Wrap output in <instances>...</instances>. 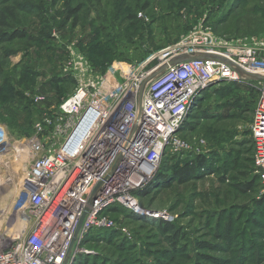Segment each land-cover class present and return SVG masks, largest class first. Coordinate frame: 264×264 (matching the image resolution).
I'll return each instance as SVG.
<instances>
[{
	"label": "rangeland",
	"instance_id": "rangeland-1",
	"mask_svg": "<svg viewBox=\"0 0 264 264\" xmlns=\"http://www.w3.org/2000/svg\"><path fill=\"white\" fill-rule=\"evenodd\" d=\"M199 26L226 42L264 41V0H0V248L28 208L26 143L75 90L73 56L104 73L114 63H143ZM232 84L226 96L211 88L198 117L186 120L185 159H206L200 176L139 199L146 210L169 212L178 238L122 215L115 220L125 231L88 245L86 264H264V193L250 134L258 92L239 81L220 86ZM248 183L251 190L239 189Z\"/></svg>",
	"mask_w": 264,
	"mask_h": 264
},
{
	"label": "built area",
	"instance_id": "built-area-1",
	"mask_svg": "<svg viewBox=\"0 0 264 264\" xmlns=\"http://www.w3.org/2000/svg\"><path fill=\"white\" fill-rule=\"evenodd\" d=\"M68 70L75 90L26 143L28 208L10 246H1L0 264H74L90 256L89 237L121 229L112 208L171 223L169 212L142 208L136 193L166 158L185 159L192 146L182 127L205 91L225 82L258 92L250 134L264 193V41L226 42L199 26L143 63H114L99 73L78 55ZM44 127L53 128L49 136H41ZM5 141L0 126V149Z\"/></svg>",
	"mask_w": 264,
	"mask_h": 264
},
{
	"label": "trees",
	"instance_id": "trees-1",
	"mask_svg": "<svg viewBox=\"0 0 264 264\" xmlns=\"http://www.w3.org/2000/svg\"><path fill=\"white\" fill-rule=\"evenodd\" d=\"M15 37H22L23 38V37H25V34L23 32H17ZM99 73H103V72H99ZM214 87H212V88H214ZM217 87H218V89H216V90L218 91V94L223 95V96L231 94L232 90L234 89L233 84L230 86H228V85L220 86L219 85ZM209 90L205 91L202 98L199 99V101L197 102V104L195 106L196 108L194 110H192V112L190 113V115H189L190 117H193V118L198 117V115H199L198 111L200 109H202V105H203L204 101L206 100V98H209ZM255 108H256V105H255ZM254 111H255V109H254ZM186 127H187V121L185 122L184 126L182 127L181 136L184 133V130L186 129ZM206 166H208L206 159L201 155L197 156V158H194L190 161H188L187 159H184L182 161L181 160H174V159L168 157L163 162L161 171L158 174V176L156 177V179L152 182V184H150L144 190L138 191L136 193V196L138 197V199L141 200L142 198L149 195L153 189H156L155 191H157L163 187L169 188L174 183L183 182V181L189 180L191 178H194L196 176H200L199 175L200 170H202ZM239 189H241L243 191L251 190L252 189V183H248V184L239 186ZM108 213L114 219L115 218L118 219L122 215H125V217H130L132 219L136 218V219L143 220V221H149L153 225L158 226L162 230L166 231V233L173 232L174 236L171 239H174V238L176 239L179 236L178 229L175 228V226L172 223H168V222H165L162 220H156L153 218H150V219L149 218H142L139 215H136L132 212H129L128 210H126L124 208H119V207L110 209ZM114 232H115L114 230H110V231L106 230V231L96 232L94 235H92L91 237L88 238L86 243H87V245L90 246L91 244H95L96 242L104 239L109 234H114ZM88 259L89 258L87 256H80L74 264H86L88 262Z\"/></svg>",
	"mask_w": 264,
	"mask_h": 264
}]
</instances>
